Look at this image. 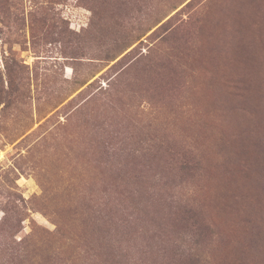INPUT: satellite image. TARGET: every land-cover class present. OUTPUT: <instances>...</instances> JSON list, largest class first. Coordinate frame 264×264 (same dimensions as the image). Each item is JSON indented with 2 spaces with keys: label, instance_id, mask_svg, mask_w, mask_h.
Here are the masks:
<instances>
[{
  "label": "rangeland",
  "instance_id": "1",
  "mask_svg": "<svg viewBox=\"0 0 264 264\" xmlns=\"http://www.w3.org/2000/svg\"><path fill=\"white\" fill-rule=\"evenodd\" d=\"M0 264H264V0H0Z\"/></svg>",
  "mask_w": 264,
  "mask_h": 264
}]
</instances>
